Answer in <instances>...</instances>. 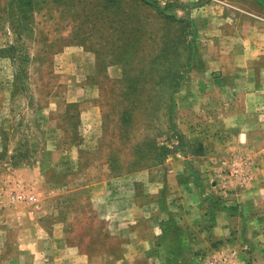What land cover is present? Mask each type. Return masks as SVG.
Returning a JSON list of instances; mask_svg holds the SVG:
<instances>
[{
    "label": "crops",
    "instance_id": "1",
    "mask_svg": "<svg viewBox=\"0 0 264 264\" xmlns=\"http://www.w3.org/2000/svg\"><path fill=\"white\" fill-rule=\"evenodd\" d=\"M202 1L195 16L205 69L177 95L178 147L156 168L85 183L86 238L58 219L55 205L1 207L0 264H208L207 256L232 249L239 264H264V0ZM58 60L71 73L61 101L85 105L79 127L66 125L62 110L43 114L54 134L56 177L78 170L81 150L103 126L100 104L87 95L97 54L65 50ZM109 70L118 77L117 67ZM232 157L248 163L249 183H224L222 163ZM31 163L3 162L0 198L12 178L47 180L48 161ZM80 189L48 191L78 197Z\"/></svg>",
    "mask_w": 264,
    "mask_h": 264
},
{
    "label": "rangeland",
    "instance_id": "2",
    "mask_svg": "<svg viewBox=\"0 0 264 264\" xmlns=\"http://www.w3.org/2000/svg\"><path fill=\"white\" fill-rule=\"evenodd\" d=\"M32 2L21 9L16 0H0V167L11 158L30 159L32 166L44 158L47 180L36 186L12 178L2 193L0 208L55 205L58 219L78 226L86 238L91 200L85 183L107 173L156 168L163 153L160 145L171 150L178 147L179 138L169 128L168 103L173 93L176 99L187 89L188 80L201 76L205 69L201 22L195 16L203 1ZM65 50L99 52V68L89 79L87 95L100 104L103 126L89 143L91 147L81 150L78 170L56 177L51 171L55 166L49 165L56 164L54 134L43 114L62 110L67 115L64 123L79 127L77 114L85 105L61 101L67 94L64 82L71 76L61 71L58 60ZM113 66L119 70L118 77L111 75ZM176 115L182 116L180 110ZM61 185L81 188L80 196H49L50 188ZM17 190L33 193L36 199L13 201Z\"/></svg>",
    "mask_w": 264,
    "mask_h": 264
},
{
    "label": "built area",
    "instance_id": "3",
    "mask_svg": "<svg viewBox=\"0 0 264 264\" xmlns=\"http://www.w3.org/2000/svg\"><path fill=\"white\" fill-rule=\"evenodd\" d=\"M221 173L225 176L224 183L243 185L251 181L249 165L240 158L232 157L230 161L222 163ZM13 201H34L35 194L17 190L12 194ZM208 264H239L238 255L235 250L220 251L216 255L207 256Z\"/></svg>",
    "mask_w": 264,
    "mask_h": 264
},
{
    "label": "trees",
    "instance_id": "4",
    "mask_svg": "<svg viewBox=\"0 0 264 264\" xmlns=\"http://www.w3.org/2000/svg\"><path fill=\"white\" fill-rule=\"evenodd\" d=\"M17 2H18V4L17 5H20V7L19 8H21V9H24V7H26L27 5H31L33 2L32 1H34V0H16ZM96 54H97V70H98V66H99V52L97 51V52H95ZM179 84V82L177 83V85ZM140 85V84H139ZM142 85V89H143V83L141 84ZM168 109H169V111H168V115L170 116L169 117V121H170V126H169V128L171 129V130H173V132H174V134L177 136L178 134H177V131H176V111H177V102H176V99H175V97H174V93H173V95L172 96H170V101H169V103H168ZM161 149H163V153H160V155L158 156V158H160V160H156V164L158 165L160 162H163L166 158H167V156H169L171 153H173L174 152V149H169V148H167L164 144H162V145H160L159 146ZM157 157V156H156ZM151 159H153V158H151ZM141 161V163H142V161H143V159H141L140 160ZM152 161H154V160H152ZM112 162H113V160H112ZM112 162H110L109 163V167H110V169H112V166H111V163ZM152 163V162H151ZM149 166V165H148Z\"/></svg>",
    "mask_w": 264,
    "mask_h": 264
}]
</instances>
